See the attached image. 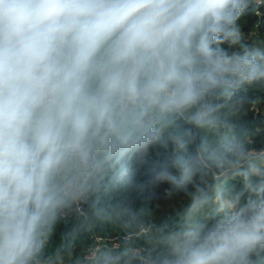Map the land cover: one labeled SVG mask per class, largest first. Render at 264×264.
Segmentation results:
<instances>
[{
	"label": "clouds",
	"instance_id": "1",
	"mask_svg": "<svg viewBox=\"0 0 264 264\" xmlns=\"http://www.w3.org/2000/svg\"><path fill=\"white\" fill-rule=\"evenodd\" d=\"M259 6L0 0V264H56L75 229L54 255L45 249L80 204L115 221L121 206H102L103 193L122 185L146 201L165 184L189 203L158 247L101 248L89 264H254L264 252V148L231 119L264 92V46L239 25ZM154 148L162 160L151 161ZM211 168L241 177L243 192L213 191L202 179Z\"/></svg>",
	"mask_w": 264,
	"mask_h": 264
},
{
	"label": "trees",
	"instance_id": "2",
	"mask_svg": "<svg viewBox=\"0 0 264 264\" xmlns=\"http://www.w3.org/2000/svg\"><path fill=\"white\" fill-rule=\"evenodd\" d=\"M239 25L247 43L264 46V0H261V6L257 10H250L243 15ZM247 95L251 97L257 94L249 92ZM258 95L261 99L255 107L245 101L231 119L236 132L249 133L252 140L250 147L255 149L264 148V92ZM206 135L201 133L202 138ZM163 157V149L152 150V162L160 161ZM144 171L145 169L141 168L137 177H141ZM202 179L213 191L221 184L233 196L243 192L241 177L226 178L215 168L208 169ZM246 196L247 193L241 196V204L245 202ZM117 203L121 206L122 214L115 221L97 216L90 205L84 203L88 217L72 214L66 222L60 223L45 249V255H54L63 234L74 229L75 246L71 255L62 256L61 261L57 260L56 264H89L85 251L96 243L95 237L99 234L118 235L122 247L141 245L145 246L147 253L153 251L158 247L159 236L173 228L181 219L188 206L189 195L185 191L170 192L169 186L165 184L158 189L154 198L145 201L140 199L134 190L117 185L102 194L101 204L107 207ZM143 225H150V229L139 233ZM253 260L254 264H264V252L253 257Z\"/></svg>",
	"mask_w": 264,
	"mask_h": 264
},
{
	"label": "built area",
	"instance_id": "3",
	"mask_svg": "<svg viewBox=\"0 0 264 264\" xmlns=\"http://www.w3.org/2000/svg\"><path fill=\"white\" fill-rule=\"evenodd\" d=\"M72 214H78L81 217H88V211L85 208V204L82 203L78 206V208L74 209L71 212V214L67 217L66 221L69 219V217ZM66 221H64V222H66ZM149 229H150V225H143L140 228L139 233L147 232ZM95 239H96V243L94 245H92L91 247L87 248V250L85 251V257L88 260H89L91 254L94 250L101 249V248L119 249L122 247L121 240H120L118 235H111L110 236V235L99 234V235H96ZM131 247L139 250L140 252H142L144 254H147L145 246L132 245Z\"/></svg>",
	"mask_w": 264,
	"mask_h": 264
},
{
	"label": "rangeland",
	"instance_id": "4",
	"mask_svg": "<svg viewBox=\"0 0 264 264\" xmlns=\"http://www.w3.org/2000/svg\"><path fill=\"white\" fill-rule=\"evenodd\" d=\"M61 259H62V257H61L60 259H58V260H60V261H61Z\"/></svg>",
	"mask_w": 264,
	"mask_h": 264
}]
</instances>
